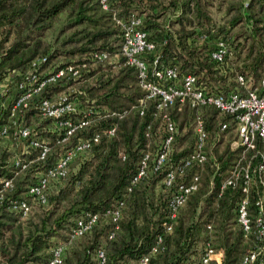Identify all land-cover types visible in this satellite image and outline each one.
Masks as SVG:
<instances>
[{
  "label": "trees",
  "instance_id": "trees-1",
  "mask_svg": "<svg viewBox=\"0 0 264 264\" xmlns=\"http://www.w3.org/2000/svg\"><path fill=\"white\" fill-rule=\"evenodd\" d=\"M214 4H225L228 16L225 24L218 27L213 26L205 11ZM62 13L66 22L60 31H70L57 44V35L51 41L45 37ZM131 13L141 17L140 27L159 44L161 62L175 64L180 73H194L201 85H217L207 87L210 90L225 91L235 84L225 80L222 66L208 56L210 44L203 34L211 28L222 31L227 25L233 31L234 57L230 62L235 71L243 74L248 86H254L264 73V0H109L106 9L98 0H0V81L7 78L11 88L26 80L27 69L32 67L30 61L37 55L46 57L38 68L59 54L63 59L58 66L72 62L74 55L83 56L79 60L85 62L81 76L49 82L29 99H51L52 87L58 89L59 84L79 82L73 88L83 103H79L78 109L87 105L90 113L88 123L70 136L75 140L79 134L99 133L87 155L74 158L64 175L52 179L55 183L51 186V180L48 181L43 189L45 200L33 198L34 210L28 209L24 215L11 206V200L23 198L24 190L35 183L33 170L54 162L51 145L63 149L69 138L58 143L53 136V143L42 158H36V150L32 148L35 160L22 169L11 161L8 163L7 154L0 147V264H47L51 249L57 244L62 245L58 264H98L99 249L104 254L101 264H138L145 254L147 264H194L199 261L207 240L213 248H220L223 255L220 262L212 259L207 264H241L245 253L264 243V237L243 233L236 220L240 188L227 186L218 194L220 172L228 160L224 159V152L217 153L210 165L207 163L214 170L210 192L204 195L198 186L178 208L173 220L168 217V200L178 183L188 179L199 164L191 163L176 173L170 184L164 183L163 176L169 165L189 150L182 154L171 146L166 161L157 169L151 167L154 157L149 158L150 171L146 169L130 183L147 151L145 142L154 120L160 121L162 138L166 131L155 107L156 100L144 98L140 102L145 90L138 83L135 68L125 64L120 55L122 64L112 69L92 54L120 52L122 29L115 18L126 19ZM126 101L133 106L126 105ZM208 108L214 114L217 112ZM222 117L229 116L222 114ZM112 123L116 124L115 130L108 135L106 129ZM7 178L10 184L4 186ZM255 196L251 187V221ZM116 206L120 209L116 220L101 218L103 209ZM94 212L99 216L91 227L70 238L76 220ZM208 219L212 220L210 229L205 227ZM169 221L171 229L166 231L164 225ZM158 235L161 241L156 243ZM153 245L156 247L151 251ZM252 264H264V246Z\"/></svg>",
  "mask_w": 264,
  "mask_h": 264
},
{
  "label": "built area",
  "instance_id": "built-area-1",
  "mask_svg": "<svg viewBox=\"0 0 264 264\" xmlns=\"http://www.w3.org/2000/svg\"><path fill=\"white\" fill-rule=\"evenodd\" d=\"M109 0H98L99 5L106 9ZM112 16L114 11H111ZM117 24L122 29V43L120 54L123 62L133 66L136 70L138 83L145 90V96L140 102L146 99H155L156 110L160 113L162 124L165 128V136L158 144L152 169L159 168L167 159L170 151L171 141L176 132L174 119L168 112V108L174 102H186L189 106L212 107L218 113L228 115L233 122V127L237 135L240 152L238 158L228 169V173L221 179L218 194L227 186L240 188V198L236 206V220L240 224L243 233H254L259 239L264 237V73L260 76L254 86H248L243 74L235 72V84L225 91H214L206 88L197 82L196 75L191 72H179L175 64L163 63L160 60L158 44L147 37L146 31L140 27L141 17L131 13L126 19L115 18ZM210 29L203 37L210 42L208 56L214 62L222 64L226 58L231 55L230 48L224 39L220 36H213L215 33ZM93 57L103 60L107 58L106 52H93ZM44 55H37L30 61L29 69L26 72V80L19 81L15 84L19 91L10 106L8 116L14 114L16 108H22L26 105L28 98L38 92L49 82L60 79L77 78L83 74L85 67L84 61L65 62L51 71L40 76L37 72L38 64L44 62ZM133 106L130 104L129 107ZM37 112L42 117H48L55 121L61 131L55 135V142H65L75 130L84 127L88 123V113L82 110L80 117L73 120L71 115L75 112L73 103L66 96H59L56 100L49 98H39L35 104ZM80 110L77 108L76 113ZM116 113V111H112ZM119 114V113H118ZM12 123H14L12 121ZM115 123H112L106 133L111 135L115 130ZM227 127L225 121L219 122L218 128ZM194 139L189 151L179 161L169 165V168L163 176L165 184H170L176 173H181L185 167L191 163L203 164L206 160L205 144L208 137V130L202 116L195 114L193 121ZM11 133L13 137L19 138L28 148L36 150V158H42L49 150V144L38 135L33 127L28 125H14L12 130L9 124L0 123V134L6 135ZM99 138V133L85 135L76 138L69 146L62 149L54 162L44 168L35 183L29 184L27 194L31 198L44 201L43 189L47 186L48 181L58 178L65 174L69 162L78 154L85 152ZM23 150V148H22ZM149 153L146 151L141 156L136 167L135 174L132 176L130 183H134L141 177L148 168ZM28 160L20 156L12 159V165L17 168H24ZM10 184V178L3 181L4 186ZM199 185L198 173H192L188 179L179 182L175 192L168 200L169 212L168 217L173 220L178 208L185 202L187 196L197 189ZM253 187L255 191V211L253 219H250L249 213V191ZM2 193L0 191V199ZM11 206L17 208L24 215L29 209V204L24 198L11 200ZM101 215L116 220L120 216V209L116 207H107L102 210ZM99 213H90L85 217L78 218L76 224L72 227L70 238L75 237L88 230L97 220ZM212 220L205 222V227L210 229ZM115 227L117 225L115 224ZM164 229H171V221L165 223ZM112 235V232L109 236ZM161 241L160 235L156 238V243ZM261 242L253 246L241 259V264H252L257 254L263 248ZM155 245L151 251L155 250ZM52 255L47 264H58L61 260L62 245L57 244L52 249ZM222 250L215 249L211 246L209 240L203 244V252L198 262L194 264H207L209 260L220 262L222 259ZM98 264L104 260V254L101 249L97 250ZM138 264H147V255H142Z\"/></svg>",
  "mask_w": 264,
  "mask_h": 264
},
{
  "label": "rangeland",
  "instance_id": "rangeland-1",
  "mask_svg": "<svg viewBox=\"0 0 264 264\" xmlns=\"http://www.w3.org/2000/svg\"><path fill=\"white\" fill-rule=\"evenodd\" d=\"M224 5L221 4V6H216L214 4L212 6L206 7L205 11L210 17V20H211V23H213V26H216V27L221 26L225 24V22L227 21L228 16L226 15V8ZM176 8L179 9L178 7ZM168 14H171V16H173V14L170 12H168ZM65 18L66 17L64 13L60 14L56 18V20L53 22L51 29L47 31L45 39L51 41L54 35H57L58 37L57 44L59 43L63 35L65 36L70 31V29L60 31V27L64 25V23L66 22ZM213 31L217 32L213 36L215 35L220 36L222 39L225 40L227 46L230 48L231 55L227 57L225 62L220 64L219 66H222L223 68L221 73L224 74L225 80L233 81V83H235L234 74L237 71H235L236 68L230 62V59L234 57L233 43L231 42L233 31L229 30L227 25L225 28H223L222 31H219L218 28ZM158 48H159V44H158ZM120 55H121L120 52L119 53L113 52L109 54L107 53V58L103 59L102 64L110 65L113 69L117 67L118 65L122 64V61H121L122 59L120 58ZM83 58H84L83 56H79V55H74L71 57V59H73L72 62H77ZM62 59H63L62 55L59 54L58 56L52 58L49 62L42 64L37 69L38 74L42 76L44 73L51 71V69L57 67L58 64L62 63L61 62ZM68 59L70 58H67V60ZM78 84L80 83L74 82L73 84L70 83L68 85L59 84L58 89H53L52 87V93L50 94V98L52 100H56L59 96L63 95V96H66V98L73 103V106L75 108V112L71 115V118L73 120L81 116L79 112L81 113L82 109H85L87 113H90L88 111L87 105H85V108L83 107L78 113H76L79 103L80 104L82 103V101L79 99L80 97L77 96V94L73 93V88L77 87ZM9 86H10V83L8 82L7 78L0 81V117H1L0 123L5 122L9 124L10 131L12 130L14 125L17 126L19 124L28 125L30 127H33L38 135V138L42 139L47 144L51 145L53 143V139H52L53 136H55L57 132L61 131V127H58L53 119L48 118V117H42L37 112V109L35 108V104L38 100V97L30 98V99L28 98L26 105L23 106L22 108H16L14 111V114L9 117L8 114L10 111V106L12 105L14 97L17 94L16 86L12 85L11 88ZM204 86L206 88L207 87L215 88L217 85L212 84L208 86L204 84ZM230 86L232 87V85ZM126 102H127L126 105L128 106L132 104L130 101H126ZM168 112L171 115V117L174 119L175 124H176V134L174 137L175 140L173 144L171 145L172 150L174 149V151L176 152L179 151L182 154L186 153L190 149L193 143V139H194L193 121H194L195 114H199L200 116H202L205 123L208 125L206 126L208 130V137H207V141L205 144V151H206V156H207L206 161L199 166H195V168L193 169V171H195L199 175V185L198 186L202 187L201 190L202 191L204 190L205 192L204 195H206L207 193L210 192L211 185L213 182L212 173H214V170H211V168L207 166V163L210 165L211 160L216 157L217 153L224 152V159L228 158V160H227V164L225 165L224 169L220 172L221 179H222L228 173V169L230 168V166L234 164V162L238 158V155L240 152V146L238 143L237 135L233 127V122L229 117L223 118L222 113L216 112L214 114L211 108H208V107L193 108V107H190L188 104H186V102H182V103L176 102L175 104H172L168 108ZM12 121L14 123H12ZM222 121H225L227 123V127L220 130L218 128V125H219V122H222ZM153 124H154L153 129L150 135L148 136V139L145 142V148L147 152L149 153V158L154 157L155 150L162 139L160 121L156 119L154 120ZM75 137L80 138V137H84V135L79 134V136H75ZM67 141H68V146H69L75 140H73L70 136ZM0 147L3 148V150H5L4 152H6L7 154L8 163H11L13 157L15 156H20L24 160H28V162L30 161L29 164L31 165H32V162L35 160L34 159L35 156L33 155L32 149L28 148V146H26L24 142L20 141L19 138L13 137L11 133H8L6 135L0 134ZM51 151H52L51 156H52V161H53L62 151V148L60 149L58 147H54V145L52 144ZM87 153L88 151L86 150L85 152H82L76 155L74 158L79 157V156L83 157L87 155ZM72 160L70 161L69 165L72 163ZM44 168L45 167L43 166L36 168L35 170H33L31 176L34 179L37 178V176L40 173H42ZM149 171H150V166L148 164L147 172ZM54 181L55 180H51L49 185L51 186L52 184H54L55 183ZM156 184H157L156 185L157 186L156 189H157L159 187L158 186L159 181H157ZM23 198L29 204V212L33 211L34 210V207H33L34 199L31 198L27 194L26 190H24L23 192ZM101 218H105V217L101 215ZM64 245L65 244L63 243V246Z\"/></svg>",
  "mask_w": 264,
  "mask_h": 264
}]
</instances>
